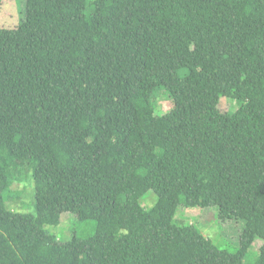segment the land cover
<instances>
[{
  "label": "trees",
  "instance_id": "obj_1",
  "mask_svg": "<svg viewBox=\"0 0 264 264\" xmlns=\"http://www.w3.org/2000/svg\"><path fill=\"white\" fill-rule=\"evenodd\" d=\"M63 212L93 234L60 239ZM0 264H264V0H25L0 26Z\"/></svg>",
  "mask_w": 264,
  "mask_h": 264
},
{
  "label": "rangeland",
  "instance_id": "obj_2",
  "mask_svg": "<svg viewBox=\"0 0 264 264\" xmlns=\"http://www.w3.org/2000/svg\"><path fill=\"white\" fill-rule=\"evenodd\" d=\"M24 12L25 0H2L0 2V26L12 27L17 25L23 19ZM220 98L221 99L218 103V108L220 111L224 112L236 109L237 104L234 102V100H229L223 97ZM155 107L163 112L171 107V102L169 99H166L163 94H160L155 100ZM14 185L21 186L19 187L20 189L23 188V183ZM28 187L30 186L26 185L25 190ZM27 191H29V189H27ZM20 194L21 195L19 196V199L21 198L22 202H20V205H17L18 209L16 210L33 211V202L31 205H29L30 202L27 201V199L31 198L32 194L30 193V195H22V192ZM151 201L152 200L150 198L143 199L142 205L144 207H149L152 204ZM176 212V222L178 224H181L185 220H187L188 223L193 222L206 236L211 237L214 241H219V238L222 240L220 236L222 235L227 239L228 242L234 245L237 244L238 234L242 229V222H239L235 219H220L218 217L216 207H194L186 209L185 207L179 206ZM71 217V213L63 212L60 224L57 226H50L49 229L53 233L56 232L57 236L62 240H66L70 237L72 227L74 226L76 227V230H78V234L84 236L93 234V221H88L84 224H82L83 222L75 223V220H71ZM78 225H80V228ZM261 244L262 240L256 238L253 242L252 249L257 250Z\"/></svg>",
  "mask_w": 264,
  "mask_h": 264
}]
</instances>
